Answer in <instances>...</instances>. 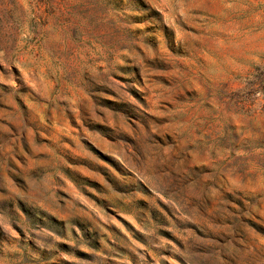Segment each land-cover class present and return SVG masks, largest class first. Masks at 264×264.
<instances>
[{
    "label": "rangeland",
    "instance_id": "obj_1",
    "mask_svg": "<svg viewBox=\"0 0 264 264\" xmlns=\"http://www.w3.org/2000/svg\"><path fill=\"white\" fill-rule=\"evenodd\" d=\"M0 264H264V0H0Z\"/></svg>",
    "mask_w": 264,
    "mask_h": 264
}]
</instances>
